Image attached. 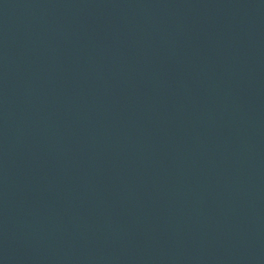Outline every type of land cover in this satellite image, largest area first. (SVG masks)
<instances>
[{"label":"water","instance_id":"obj_1","mask_svg":"<svg viewBox=\"0 0 264 264\" xmlns=\"http://www.w3.org/2000/svg\"><path fill=\"white\" fill-rule=\"evenodd\" d=\"M0 264H264V0H0Z\"/></svg>","mask_w":264,"mask_h":264}]
</instances>
